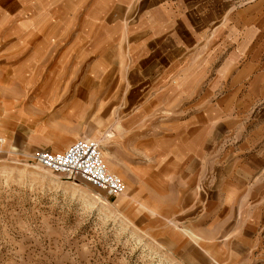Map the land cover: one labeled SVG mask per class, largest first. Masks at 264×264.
<instances>
[{"label":"rangeland","instance_id":"obj_1","mask_svg":"<svg viewBox=\"0 0 264 264\" xmlns=\"http://www.w3.org/2000/svg\"><path fill=\"white\" fill-rule=\"evenodd\" d=\"M114 1L0 4V111L15 116L0 142V264H264V161L248 158L252 126L218 115L219 70L155 67L158 45L127 29L144 4ZM251 1L264 14V0ZM108 23L118 26L106 32ZM59 75L74 83L52 84ZM252 107L264 110V99ZM80 138L101 145L122 195L32 159L34 139L63 151Z\"/></svg>","mask_w":264,"mask_h":264},{"label":"crops","instance_id":"obj_2","mask_svg":"<svg viewBox=\"0 0 264 264\" xmlns=\"http://www.w3.org/2000/svg\"><path fill=\"white\" fill-rule=\"evenodd\" d=\"M11 1L27 4L33 0H0V4ZM230 1L233 3H229ZM241 1L246 3L237 5V8L235 3ZM71 2L77 4L80 0ZM115 3L144 4V8L136 16L133 15L136 18L130 28L128 24L127 29L135 32L146 43L151 41L158 45L152 49L154 54H160L158 61H154L155 67L163 62L169 68L184 64L188 68L219 70L218 76L212 77L210 84L218 86L217 89L227 85V91L217 104V113L222 117L232 116L234 124L239 123L240 128L252 126L248 139V158L263 162L264 110L252 107L254 102L264 99V14L259 10L260 3L250 0H117ZM39 17L41 15L34 17L30 25L39 28L40 23H36ZM62 19L63 23L59 20L56 24L59 36L65 29L64 17ZM74 20L75 18L72 19ZM4 21L5 18H2L0 24ZM87 21L91 30L97 26L96 19L91 14ZM119 25L122 29L125 28L123 24ZM72 26L74 27V23ZM108 26H104L106 32L118 24L114 26V23H108ZM69 28L71 26L68 25ZM75 46V43L70 44L66 53L73 54ZM52 81V84H73L74 77L59 75ZM191 83L207 82H204V78L197 77ZM69 106L72 108L70 116L75 119L74 105ZM14 119L15 116L10 112L0 111L2 146L9 142ZM72 139L65 137L63 143ZM34 140L41 145L38 151L53 153L64 152L78 140L95 141L75 139L61 151L65 148L63 143L50 144L45 142L46 139L37 143ZM243 145L246 146L245 143ZM258 160L255 162H259ZM113 171L117 172L114 168Z\"/></svg>","mask_w":264,"mask_h":264},{"label":"built area","instance_id":"obj_3","mask_svg":"<svg viewBox=\"0 0 264 264\" xmlns=\"http://www.w3.org/2000/svg\"><path fill=\"white\" fill-rule=\"evenodd\" d=\"M32 159L50 171L79 176L111 197L125 192L123 179L108 169L101 146L95 141L78 140L64 152L36 151Z\"/></svg>","mask_w":264,"mask_h":264},{"label":"bare ground","instance_id":"obj_4","mask_svg":"<svg viewBox=\"0 0 264 264\" xmlns=\"http://www.w3.org/2000/svg\"><path fill=\"white\" fill-rule=\"evenodd\" d=\"M106 156H107V154H106Z\"/></svg>","mask_w":264,"mask_h":264}]
</instances>
